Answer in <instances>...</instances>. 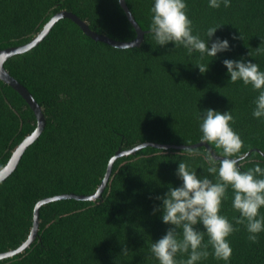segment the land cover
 <instances>
[{"label":"trees","instance_id":"obj_1","mask_svg":"<svg viewBox=\"0 0 264 264\" xmlns=\"http://www.w3.org/2000/svg\"><path fill=\"white\" fill-rule=\"evenodd\" d=\"M125 1L145 31L139 46L117 48L93 40L71 19L61 18L36 46L4 62L42 107L46 122L14 171L0 182V252L27 238L38 200L95 192L118 149L142 142L201 141L196 116L205 108L230 110L235 117L231 126L243 141L239 157L253 149L238 161L240 166L264 167V119L251 114L257 93L242 82L229 83L222 64L224 58L244 55L264 70V55H246L264 47V0H230L229 7L221 4L218 9L208 7L207 0H187L193 34L203 36L209 26L221 24L215 35L228 38L231 45L210 60L203 74L193 64L198 53L188 56L171 42L156 46L149 30L151 0ZM61 10L115 40L136 37L119 0H0V48L29 42ZM36 124L25 99L0 79V168ZM208 144L223 156L219 147ZM163 149L146 146L117 158L101 198L42 205L35 240L0 264H158L148 253L149 244L169 225L162 223L159 212L152 214L160 203L155 197L169 184L179 185V160L200 173L199 166L208 167L211 155L205 146ZM231 198L229 189L220 214L235 223ZM260 212L264 214V207ZM237 227L228 237L230 264H264V232L252 243L244 226ZM199 264L224 262L210 255Z\"/></svg>","mask_w":264,"mask_h":264},{"label":"clouds","instance_id":"obj_2","mask_svg":"<svg viewBox=\"0 0 264 264\" xmlns=\"http://www.w3.org/2000/svg\"><path fill=\"white\" fill-rule=\"evenodd\" d=\"M207 3L212 9L220 8L221 4L230 6V0H207ZM149 12V30L156 46L164 47L171 42L175 48L182 47L188 56L198 53L199 59L193 64L201 74L208 70L210 60L218 53L231 50L228 38L215 35L221 24L209 26L203 36L193 34L187 0H151ZM237 38L232 36L233 40ZM246 55H264V47L258 45L254 52L248 51ZM205 57L210 58L206 63L203 62ZM222 64L229 83L242 82L257 93L251 114L264 119V70L244 55L239 59L224 58ZM196 119L200 140L219 147L223 158L216 160L209 155V166H199L200 173L197 167L179 160L175 169L179 185L169 184L166 192L155 197L160 203L153 207L152 214L159 212L162 223L169 225L159 239L149 244L148 253L158 264H199L210 255L230 264L232 247L228 237L239 230L237 225L244 226L247 239L252 243L264 232V214L260 212L264 207V167L256 164L244 170L240 166L243 141L231 126L235 121L232 112L209 107L199 111ZM229 189L231 207L237 213L235 223L220 214Z\"/></svg>","mask_w":264,"mask_h":264},{"label":"water","instance_id":"obj_3","mask_svg":"<svg viewBox=\"0 0 264 264\" xmlns=\"http://www.w3.org/2000/svg\"><path fill=\"white\" fill-rule=\"evenodd\" d=\"M119 3L121 7L124 9L128 20L130 21V23L132 24V26L134 27L136 31V37L132 40H129V41L115 40L113 38H110L107 35L97 33L88 26L86 21L82 20L76 14L70 11H67V10H61L59 12L54 13L51 16V18L44 24L43 28L29 42H26L24 44L17 45V46H9L6 48H0V79L4 81L5 83H7L8 85H10L14 90H16L25 99L27 104L33 110L36 116V121H37L35 129L23 138V140L12 151V154L9 157L6 164L0 168V182L4 180L6 177H8L14 171V169L18 165L26 148L31 143H33L42 133L45 127V122H46L42 107L38 104V102L35 100V98L30 93V91L23 84H21L18 80H16L13 76L10 75V73L4 67V62L11 56L19 54V53H23L33 48L34 46H36L48 34V32L52 29L55 23L61 18L71 19L82 29V31L86 35L91 37L93 40L102 41V42H105L117 48H128V47L139 46L143 40L145 31L140 27L138 22L135 20L131 10L126 4V1L119 0ZM146 146H154L158 148H170V147H177V148L191 147L192 148V147L205 146L211 152V155L215 157V159L220 160L223 158V156L217 155L208 143L202 142V141H199L191 145H171V144H162V143H155V142H142L128 149H123V150L118 149L115 152V154L110 157L104 177L101 183L99 184L98 188L92 194L84 195V194H75V193H61V194H56L53 196H47V197H44L38 200L34 206L33 223H32V227L30 229V232L27 238L16 248L9 249L4 252H0V260L3 258L12 257L18 253L23 252L35 240L38 234V229H39V210L42 205H44L45 203L54 201V200L66 199V198H74L78 200H96L97 198H101L102 192L104 191L108 183V180L110 178L114 161L119 157L133 154L139 149L146 147ZM252 150L253 149L247 151L245 154L240 156L239 160L248 156Z\"/></svg>","mask_w":264,"mask_h":264}]
</instances>
